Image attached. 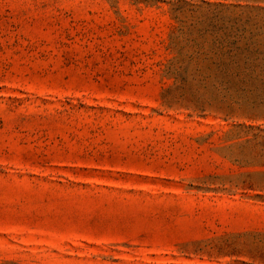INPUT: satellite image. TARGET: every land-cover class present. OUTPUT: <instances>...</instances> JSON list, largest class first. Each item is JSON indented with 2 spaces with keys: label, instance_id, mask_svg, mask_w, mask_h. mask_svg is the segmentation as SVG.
<instances>
[{
  "label": "rangeland",
  "instance_id": "rangeland-1",
  "mask_svg": "<svg viewBox=\"0 0 264 264\" xmlns=\"http://www.w3.org/2000/svg\"><path fill=\"white\" fill-rule=\"evenodd\" d=\"M0 264H264V0H0Z\"/></svg>",
  "mask_w": 264,
  "mask_h": 264
}]
</instances>
